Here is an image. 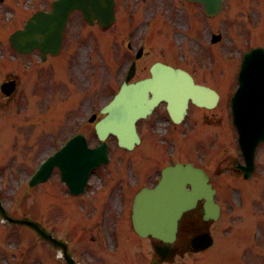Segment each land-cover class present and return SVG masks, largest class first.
I'll return each mask as SVG.
<instances>
[{
    "label": "rangeland",
    "instance_id": "rangeland-1",
    "mask_svg": "<svg viewBox=\"0 0 264 264\" xmlns=\"http://www.w3.org/2000/svg\"><path fill=\"white\" fill-rule=\"evenodd\" d=\"M116 1L117 22L123 24L121 30L118 28L117 22L107 29L88 25L81 18L80 13H73L65 32V42L62 47L64 53L68 54V60L71 61L69 70L66 69V71L68 60L64 65H61V60L53 59L52 61L50 58L43 63L39 60L36 52L20 56L8 45V48L4 49L2 46V43L6 42L2 33L4 30L2 29L0 33V47L2 48L0 49V79L6 75L16 74L20 83L18 91L11 98H5L0 93V195L12 212L18 215L34 214L44 227L54 228V232L61 238H67L72 251L75 252L82 264H84L83 261L86 264H110L106 259L105 252L112 248L113 243L107 240L105 236L102 237L96 220L93 222L94 217H97L99 208L90 212L88 214L90 220H86L84 214L78 210V204L82 202V199L64 195L65 188L57 181V174L47 183L34 187L28 186L26 180L39 158L41 159L55 144L51 133L57 130L55 133L59 134L61 131L62 133L58 135L61 137L67 130L68 132L73 131L75 124L89 106L98 105L102 101V96L103 99L107 97L116 79L120 78V72L127 58L126 43L129 38L133 39L137 45L145 43L144 47L147 52L138 63V75L141 76L147 72L146 66L153 60L157 58L167 60V57L161 52L160 46L156 45L159 44L158 40L163 44L166 53L170 54L172 51L173 53L176 51L172 41L173 29L167 23L159 26L157 19L149 21L148 23L151 24L150 33L154 37L143 36L144 20L152 14H160L162 19L169 21L176 31L175 36L178 39V44L183 47V58L179 54L175 55L174 62L182 63V66L191 69L194 74H198L199 78L201 77L200 74L205 73V68L203 69L199 62L202 47L208 45L205 36L209 29L203 30L205 24L210 23L213 30L222 33V41L220 42L222 44L228 43L230 38L236 37L246 44L247 40L252 41L254 39L253 36L248 35L251 32L258 35L257 41L260 43L257 44H264L261 42L264 40V30L257 29L261 25L260 14L264 16V0H226L223 11L214 18H207L198 5H195V14L193 10V13H187L184 9L178 11L175 0ZM49 2V0H34L33 4H28V7L30 6L29 10H33L38 7L49 6ZM4 4V9L10 11L12 15H17L18 8L26 12L21 0H4ZM0 9H2L1 4ZM253 11L260 14L258 15ZM7 14L9 13H3V17ZM25 16L27 14L20 13L16 19H12L8 23V31L19 25ZM197 19L201 21L202 29L195 36L190 27H192L193 21H197ZM248 28L251 30L247 34ZM96 30L99 33L95 34ZM243 33L247 34L245 38ZM189 43H191L190 46ZM223 48L229 52L234 50L235 53L238 45L235 44L233 48L227 45ZM215 50H218V47L215 46ZM94 55L100 57L101 63L97 67H93L92 57ZM223 57L225 60L219 54L216 63L214 51L203 49L201 61L204 65L220 66L226 62V52ZM51 61V65H55L56 69L50 71V74L55 73V75L46 72V67ZM228 61L233 65V68L237 65L236 58H231ZM26 62L31 64L30 69L26 68ZM235 62L236 64H234ZM69 73L70 75H68ZM56 79H58L57 84L54 82ZM74 79L81 80L83 83L79 99L73 98L74 91L70 87V83ZM234 84L235 81L232 80L231 89ZM74 87L75 89L79 88L77 81H75ZM225 88L222 86L221 89ZM227 94L229 93L227 92ZM45 96L49 102L53 100L49 105L47 102L46 107H44ZM59 101L63 102L59 104ZM71 101H76L75 105L70 106ZM16 114H20L19 120L14 117ZM216 114V133L208 134L207 131L205 133L210 141L209 144H213V147L208 149L203 158L194 156L197 163L210 170L214 185L218 189L219 200L223 206L219 221L210 226L215 238L214 246L218 245V255L206 264H264V237L260 238V234L255 233L256 227H259L261 235H264V144L260 145L257 151L253 178L250 181H243V187L247 186L249 189V200L243 188L242 193L246 197L245 207L238 209L234 206L230 210L231 203H233L232 196L235 201L237 198L235 196L236 191L231 189V185L238 179L231 169L228 171L225 168L230 167L231 161L238 157V146L235 131L231 129L227 131L225 127L221 107L216 109ZM47 119L54 123L55 130L50 132L44 130L42 124ZM91 127V125L83 126L82 130L92 135ZM145 137L152 146L153 144L158 146L156 151L159 153L164 149L151 133H147ZM118 150L114 144L111 151L113 156L116 151V158L120 155L117 154ZM204 151L205 148L203 147L198 149V152L204 153ZM179 153L178 155L176 153L175 157H170L167 153L165 159L185 160L186 157L181 152ZM188 153L192 155L189 149ZM121 158L125 161V169H123L122 164L117 166L116 170H120L117 176L122 174L118 184L119 188L123 190L128 186L126 177L128 179L131 176L136 177L137 171H142L140 166L144 164L140 163L137 153H134V157L123 154ZM166 162L162 160L153 161L157 168ZM113 170L115 171L114 168L108 169V171L103 170L101 178L95 171L91 175L89 192L92 188L99 190L106 187L109 180H105L104 177H106L107 172L110 174ZM154 173L153 170L152 174ZM99 193L103 196L104 191L99 190ZM115 199L116 194H112V198L107 203L108 207H116L114 209L117 211L118 206L117 203H114ZM71 204L77 211H72L75 209L70 208ZM78 215L79 217L81 215V220ZM233 218H236V221ZM0 229V264H4V256L11 259L12 251L18 257L16 262L12 264H49L52 255L55 256L56 250L50 248L48 242L39 240L35 233L29 232L26 228L21 229L9 224L2 227L0 224ZM117 229L119 233L123 231L122 227H117ZM14 234L16 237L13 236ZM7 242L11 246H13L12 242H15L19 246L18 249L8 250L5 247ZM133 246L144 253V259L140 260V263L150 264L148 263L150 256L146 254L151 253L148 243L135 238ZM216 251L217 247L211 250V252ZM115 257V262L121 263L118 259L120 256L115 255ZM203 258L204 253L186 254L182 258H177L172 264H205ZM26 259L29 260L26 261ZM34 259H43L44 261L34 263Z\"/></svg>",
    "mask_w": 264,
    "mask_h": 264
},
{
    "label": "water",
    "instance_id": "water-1",
    "mask_svg": "<svg viewBox=\"0 0 264 264\" xmlns=\"http://www.w3.org/2000/svg\"><path fill=\"white\" fill-rule=\"evenodd\" d=\"M142 83L141 84H139V83L138 84H132L130 87H128L127 89H125V94H127L129 91L133 90L134 88H137L138 90L144 89V86L142 85Z\"/></svg>",
    "mask_w": 264,
    "mask_h": 264
}]
</instances>
